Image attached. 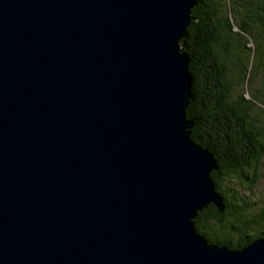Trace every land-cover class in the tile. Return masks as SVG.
Segmentation results:
<instances>
[{
  "label": "water",
  "instance_id": "1",
  "mask_svg": "<svg viewBox=\"0 0 264 264\" xmlns=\"http://www.w3.org/2000/svg\"><path fill=\"white\" fill-rule=\"evenodd\" d=\"M199 0H0V264H264L210 243L225 201L191 138Z\"/></svg>",
  "mask_w": 264,
  "mask_h": 264
},
{
  "label": "trees",
  "instance_id": "2",
  "mask_svg": "<svg viewBox=\"0 0 264 264\" xmlns=\"http://www.w3.org/2000/svg\"><path fill=\"white\" fill-rule=\"evenodd\" d=\"M191 16L180 40L192 74L186 113L191 138L218 161L212 178L226 204L222 212L209 205L195 224L210 243L239 249L264 235V204L249 212L254 201L224 188L234 178L252 187L264 155V118L257 113L264 105V0H199ZM245 81L250 96L240 87Z\"/></svg>",
  "mask_w": 264,
  "mask_h": 264
},
{
  "label": "rangeland",
  "instance_id": "3",
  "mask_svg": "<svg viewBox=\"0 0 264 264\" xmlns=\"http://www.w3.org/2000/svg\"><path fill=\"white\" fill-rule=\"evenodd\" d=\"M241 89L243 92L247 93L250 96L251 85L247 86L246 81L242 84ZM259 109L257 113L260 115V118H264V105L259 104ZM253 172L251 173V176ZM250 180H240V179H227L224 182V188L230 187L235 191H238L239 195L247 201H254L255 204L249 208V212H256L264 204V155L261 160V163L258 168V176L256 182L250 187ZM260 231L259 227H255L251 232L258 233Z\"/></svg>",
  "mask_w": 264,
  "mask_h": 264
}]
</instances>
